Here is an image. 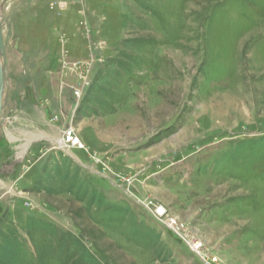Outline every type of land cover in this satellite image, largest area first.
I'll list each match as a JSON object with an SVG mask.
<instances>
[{"label":"rangeland","instance_id":"obj_1","mask_svg":"<svg viewBox=\"0 0 264 264\" xmlns=\"http://www.w3.org/2000/svg\"><path fill=\"white\" fill-rule=\"evenodd\" d=\"M0 33V264H264V0H0Z\"/></svg>","mask_w":264,"mask_h":264},{"label":"built area","instance_id":"obj_2","mask_svg":"<svg viewBox=\"0 0 264 264\" xmlns=\"http://www.w3.org/2000/svg\"><path fill=\"white\" fill-rule=\"evenodd\" d=\"M67 136V140L65 141L64 144H62L63 146L61 148H69L72 144H77L78 140L75 139V137L72 135L71 131H67L66 134ZM163 210V211H161ZM151 211L153 212L152 215L162 224L164 225V227L168 228L170 231H172L173 233L178 234L179 236H183L182 235V231L181 228L178 226V221L176 219H170V218H165L167 216V209L163 206H156L155 209H151ZM183 238V237H182ZM187 244L189 245L191 251L195 254H197L203 263H207V264H219L218 260L216 257L213 258H209V257H205V255L203 254L202 251V243L199 240H186Z\"/></svg>","mask_w":264,"mask_h":264},{"label":"water","instance_id":"obj_3","mask_svg":"<svg viewBox=\"0 0 264 264\" xmlns=\"http://www.w3.org/2000/svg\"><path fill=\"white\" fill-rule=\"evenodd\" d=\"M2 35L0 33V56L3 59V61L0 60V104L2 100V91L4 89V81L6 80V74H5V47H4V41L2 40ZM0 115L2 113V110L4 108L3 105H0Z\"/></svg>","mask_w":264,"mask_h":264},{"label":"bare ground","instance_id":"obj_4","mask_svg":"<svg viewBox=\"0 0 264 264\" xmlns=\"http://www.w3.org/2000/svg\"><path fill=\"white\" fill-rule=\"evenodd\" d=\"M0 108H1V106H0ZM56 143H57V145H59L60 147H62L63 145V140L62 139H58V140H56Z\"/></svg>","mask_w":264,"mask_h":264},{"label":"snow or ice","instance_id":"obj_5","mask_svg":"<svg viewBox=\"0 0 264 264\" xmlns=\"http://www.w3.org/2000/svg\"><path fill=\"white\" fill-rule=\"evenodd\" d=\"M161 211H163V210H161Z\"/></svg>","mask_w":264,"mask_h":264}]
</instances>
